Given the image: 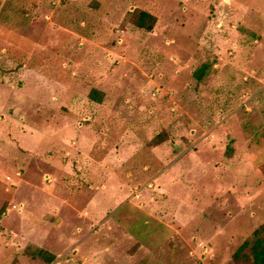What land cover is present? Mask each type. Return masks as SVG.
I'll list each match as a JSON object with an SVG mask.
<instances>
[{
	"label": "rangeland",
	"instance_id": "374dc122",
	"mask_svg": "<svg viewBox=\"0 0 264 264\" xmlns=\"http://www.w3.org/2000/svg\"><path fill=\"white\" fill-rule=\"evenodd\" d=\"M263 223L264 0H0V264H238Z\"/></svg>",
	"mask_w": 264,
	"mask_h": 264
},
{
	"label": "trees",
	"instance_id": "16d2710c",
	"mask_svg": "<svg viewBox=\"0 0 264 264\" xmlns=\"http://www.w3.org/2000/svg\"><path fill=\"white\" fill-rule=\"evenodd\" d=\"M136 13V11H134ZM156 21V17L148 11H140L136 14L134 22L141 28L152 29ZM204 68V67H203ZM204 70L200 68V72H196V77L201 78ZM89 98L95 102H101L103 92L97 88L91 89ZM38 254L47 255L44 249H37ZM234 259L238 264H264V223L260 224L252 234L237 248L234 253Z\"/></svg>",
	"mask_w": 264,
	"mask_h": 264
}]
</instances>
